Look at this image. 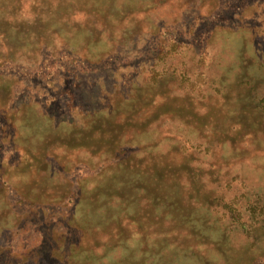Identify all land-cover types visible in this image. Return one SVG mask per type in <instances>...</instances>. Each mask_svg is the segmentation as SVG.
<instances>
[{"label": "rangeland", "instance_id": "rangeland-1", "mask_svg": "<svg viewBox=\"0 0 264 264\" xmlns=\"http://www.w3.org/2000/svg\"><path fill=\"white\" fill-rule=\"evenodd\" d=\"M89 263L264 264V0H0V264Z\"/></svg>", "mask_w": 264, "mask_h": 264}, {"label": "trees", "instance_id": "trees-1", "mask_svg": "<svg viewBox=\"0 0 264 264\" xmlns=\"http://www.w3.org/2000/svg\"><path fill=\"white\" fill-rule=\"evenodd\" d=\"M94 1H96V2H94ZM113 0H90V2H91V5L92 6H95V8H97V9H108V11H109V7L111 6V2H112ZM93 3V4H92ZM113 251V250H112ZM117 255V254H116ZM110 263V262H109ZM108 263V264H109ZM89 264H91V263H89ZM103 264H105V263H103Z\"/></svg>", "mask_w": 264, "mask_h": 264}]
</instances>
